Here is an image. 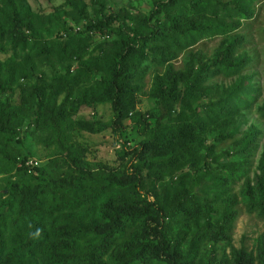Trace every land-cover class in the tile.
I'll use <instances>...</instances> for the list:
<instances>
[{
    "label": "trees",
    "instance_id": "obj_1",
    "mask_svg": "<svg viewBox=\"0 0 264 264\" xmlns=\"http://www.w3.org/2000/svg\"><path fill=\"white\" fill-rule=\"evenodd\" d=\"M79 1L66 0L73 7ZM92 2L97 12L71 27L60 19V5L44 12L23 0H0V48L5 43L21 52L0 59V172L6 176L0 264H264V232L254 251L229 242L235 197L226 192L227 182L245 175L257 130L245 128L227 161L215 157L213 144L230 131L219 129L209 142L200 133L230 99L241 106L252 98L246 75L216 98L205 97L210 75L236 73L243 63L230 56L236 38L223 40L206 60L186 53L182 70L168 63L153 72L147 90L153 106L135 108L151 62L163 64L198 37L235 26L218 17L195 23L189 12L230 6L237 18L246 17L250 0H151L146 13ZM47 64L49 76L41 68ZM102 103L108 120L78 116L82 107L94 112ZM106 127L121 144V162L92 169L84 156L89 147L71 136ZM126 128L139 138L130 142ZM36 131L47 133L40 139L49 147L42 164L30 148ZM256 168L240 193L264 223V153Z\"/></svg>",
    "mask_w": 264,
    "mask_h": 264
},
{
    "label": "rangeland",
    "instance_id": "obj_2",
    "mask_svg": "<svg viewBox=\"0 0 264 264\" xmlns=\"http://www.w3.org/2000/svg\"><path fill=\"white\" fill-rule=\"evenodd\" d=\"M27 7L33 11H53L55 7L60 5L58 9L64 10L60 14V19L66 25L75 27L82 23L87 17H91L97 12L98 2L92 0H80L78 7H73L72 4L66 0H23ZM99 1V0H96ZM106 3L108 9H116L122 5L132 12L146 13L151 7V0H102ZM186 2V0H184ZM187 3V2H186ZM185 4V3H184ZM78 12H71L70 8ZM228 8L224 11L218 9L213 12H189V16L193 22L206 21L208 18L215 19V17L227 23H235L227 33H212L210 35H202L196 41L177 54L164 62L158 64L151 62L145 73L140 78V89L136 94L135 108L144 111L151 110L153 101L147 94L151 83L153 72H161L166 64H170L173 69H183L184 58L186 53L192 54L193 57L197 54L202 59L210 58L217 47L223 40H228L231 37L236 38L233 46L231 57H242L244 59L239 70L236 73L229 72H215L210 75L204 82L203 86L206 92L205 97L216 98L219 94L239 76L246 75L250 77L252 98L248 100L247 105L235 106L230 99L228 106L224 107L222 112L217 117V121L211 124L204 125L201 130V135L205 142H209L211 138L216 135L219 129H227L231 136L223 137L213 144V154L218 160L227 161L231 159L228 153L232 149L233 141L239 138V135L245 130L247 126H252L257 130L255 133V147L251 154L246 158V172L245 175L236 178L234 181L227 182L226 192L235 197L233 209L235 211L234 217L231 221L229 232V242L238 247L244 245L246 249L254 251L256 237L264 232V223L257 214L245 208L240 193V186L244 178L251 179L253 173L257 171L256 163L261 153H264V0H250L249 16L239 17L234 13V10ZM72 9V8H71ZM76 13V14H73ZM81 16H78V15ZM76 17V19H73ZM96 37V36H94ZM14 49L10 48L5 43H2L0 48V59L5 58ZM17 55H20V50L16 49ZM48 62L55 61L54 58H47ZM45 75L49 76L52 69L47 65L41 66ZM243 83H247L243 79ZM20 98H17V100ZM207 98L202 99L206 101ZM201 109V108H200ZM79 117L86 119H93L99 117L102 120H108L110 117V110L106 103L99 104L94 112L88 107H82L78 112ZM81 131L82 136L73 134V138H82L86 147L84 151L85 158L89 161L92 169H109L116 168L121 160L117 157L120 152L121 144L115 138L109 127H106L97 132ZM123 135L128 137L130 142L139 138V135L134 132H129L128 128L124 129ZM47 136L45 132L36 131V142L30 140V148L34 150L36 161L42 164L45 161V155L49 152V147L40 142L42 137ZM86 138V140L84 138ZM121 137V136H120ZM33 139V138H32ZM210 174V175H209ZM213 171L208 172L204 176V181L209 184L213 177ZM212 176V177H211ZM5 175L0 172V185L4 183ZM157 185V183H156ZM200 190H205V187H200ZM215 214V212H214ZM176 228V226H174ZM191 226L189 231H191ZM207 245V243H206ZM254 264H257L254 262Z\"/></svg>",
    "mask_w": 264,
    "mask_h": 264
},
{
    "label": "built area",
    "instance_id": "obj_3",
    "mask_svg": "<svg viewBox=\"0 0 264 264\" xmlns=\"http://www.w3.org/2000/svg\"><path fill=\"white\" fill-rule=\"evenodd\" d=\"M26 162H30V160H27Z\"/></svg>",
    "mask_w": 264,
    "mask_h": 264
}]
</instances>
